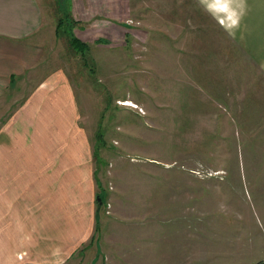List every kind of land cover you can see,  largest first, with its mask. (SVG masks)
I'll return each mask as SVG.
<instances>
[{
	"label": "rangeland",
	"instance_id": "rangeland-1",
	"mask_svg": "<svg viewBox=\"0 0 264 264\" xmlns=\"http://www.w3.org/2000/svg\"><path fill=\"white\" fill-rule=\"evenodd\" d=\"M40 1L46 58L0 102L38 159L0 156V264L264 260V11Z\"/></svg>",
	"mask_w": 264,
	"mask_h": 264
},
{
	"label": "crops",
	"instance_id": "crops-1",
	"mask_svg": "<svg viewBox=\"0 0 264 264\" xmlns=\"http://www.w3.org/2000/svg\"><path fill=\"white\" fill-rule=\"evenodd\" d=\"M247 2L249 3L246 6L249 8L245 10L246 12L261 13L264 11V0H245V3ZM44 11L40 0H0V102L5 103L10 98L8 97L11 91L9 89L15 80L18 82V78L27 74L29 77H36L39 73L38 66L46 58L48 40ZM53 29L55 30L54 27ZM51 33L54 36V31ZM47 80L41 81L39 87ZM47 100L54 105V97H49ZM14 118H16L15 115L5 123L8 125L6 131L10 135L8 141L11 144L6 142L5 135L2 133L0 135V146L5 147L4 150L1 149L0 156L6 153L8 157L27 158V165L20 164V167H24L22 171L32 174L38 170L37 151L36 148L33 149L32 144L26 143L23 127L17 125L16 128L15 123L21 120ZM44 122L49 123V120L46 118ZM18 167L19 165L15 167L16 171ZM20 218L15 217L14 220L18 221ZM12 220L13 218L8 217L5 221ZM8 226L11 227L9 228L11 232L4 235L16 236L14 226L10 224Z\"/></svg>",
	"mask_w": 264,
	"mask_h": 264
},
{
	"label": "trees",
	"instance_id": "trees-1",
	"mask_svg": "<svg viewBox=\"0 0 264 264\" xmlns=\"http://www.w3.org/2000/svg\"><path fill=\"white\" fill-rule=\"evenodd\" d=\"M58 27V24H57ZM70 44L72 47L79 49V48H85V44L81 42L78 38L71 37ZM258 264H264V260L258 262Z\"/></svg>",
	"mask_w": 264,
	"mask_h": 264
},
{
	"label": "bare ground",
	"instance_id": "bare-ground-1",
	"mask_svg": "<svg viewBox=\"0 0 264 264\" xmlns=\"http://www.w3.org/2000/svg\"><path fill=\"white\" fill-rule=\"evenodd\" d=\"M124 104H131V103H130V102H128V101H125V102H124Z\"/></svg>",
	"mask_w": 264,
	"mask_h": 264
}]
</instances>
